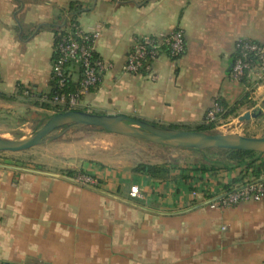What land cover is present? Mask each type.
<instances>
[{
  "label": "crops",
  "instance_id": "0c3cea01",
  "mask_svg": "<svg viewBox=\"0 0 264 264\" xmlns=\"http://www.w3.org/2000/svg\"><path fill=\"white\" fill-rule=\"evenodd\" d=\"M69 1L0 0L3 133L52 113L16 91L18 84L49 90L50 24ZM78 1L85 9L79 25L98 32L94 51L113 63L82 109L188 129L205 121L217 98L244 99L239 113L264 111V81L230 76L236 41L264 42V0ZM175 29L183 32L184 52L172 59L162 49L150 65L155 79L123 71L139 36ZM70 152L36 164L0 158V264H264V196L226 208L208 205L239 177V167L202 171L200 164H173L160 180L133 170L132 161ZM78 172L97 185L76 183ZM132 184L141 197L129 196Z\"/></svg>",
  "mask_w": 264,
  "mask_h": 264
},
{
  "label": "built area",
  "instance_id": "2783aa9c",
  "mask_svg": "<svg viewBox=\"0 0 264 264\" xmlns=\"http://www.w3.org/2000/svg\"><path fill=\"white\" fill-rule=\"evenodd\" d=\"M97 31H85L79 23L69 24L60 36L54 47L55 56L51 64L49 78L56 77L60 81L58 87L67 77L79 78V88L76 91L66 93H54L36 95L29 86H24V93L30 90L31 96L39 102H48L57 110L80 109L84 97L96 88L106 71L112 68L113 63L108 59L99 57L94 51V41ZM184 35L182 30L175 29L165 35H141L129 50L126 61L122 66L123 71L132 74H146L155 79L152 74L151 62L162 49H165L172 59H177L184 52ZM75 66V68H73ZM230 76L236 80H248L249 78L258 84L264 81V42L238 39L234 47V60L230 69ZM220 107L214 102L207 111L205 121L216 120ZM76 183L95 187L96 180L85 173L78 172L73 176ZM198 188L192 190L193 194ZM128 194L132 198L141 197L138 185L132 184ZM264 196V174L259 177L245 178L242 183L234 184L225 191L220 190L208 199V205L212 208H226L243 201H258Z\"/></svg>",
  "mask_w": 264,
  "mask_h": 264
},
{
  "label": "rangeland",
  "instance_id": "374dc122",
  "mask_svg": "<svg viewBox=\"0 0 264 264\" xmlns=\"http://www.w3.org/2000/svg\"><path fill=\"white\" fill-rule=\"evenodd\" d=\"M49 115L50 113L38 115V118L31 119L26 125L20 126L21 130H17L16 126H8L13 130L4 133L0 131V136L15 139L29 137L45 122ZM239 115L241 113L235 117L216 119L214 127L209 132L264 136V112L257 118L242 121L238 120ZM58 131L56 130L52 134H56ZM69 151H72L70 153L87 152L98 158L110 157L112 161L128 160L136 165L138 163L168 162L170 164L195 163L209 166L210 160H223L226 157V153L218 149H182L115 133L110 134L98 127L79 126L69 129L58 138L48 139L24 151L0 152V158L5 157L36 164L37 161H50L54 152L68 154Z\"/></svg>",
  "mask_w": 264,
  "mask_h": 264
},
{
  "label": "water",
  "instance_id": "95a60500",
  "mask_svg": "<svg viewBox=\"0 0 264 264\" xmlns=\"http://www.w3.org/2000/svg\"><path fill=\"white\" fill-rule=\"evenodd\" d=\"M263 112L261 108H254L241 113L237 118L240 121L249 120L259 117ZM79 126L98 127L111 133L182 149L220 148L264 153V136L176 128L123 113H98L84 109L52 112L45 122L26 138L15 139L0 136V152L24 151L48 139L58 138L69 129ZM56 130L59 131L52 134Z\"/></svg>",
  "mask_w": 264,
  "mask_h": 264
},
{
  "label": "trees",
  "instance_id": "16d2710c",
  "mask_svg": "<svg viewBox=\"0 0 264 264\" xmlns=\"http://www.w3.org/2000/svg\"><path fill=\"white\" fill-rule=\"evenodd\" d=\"M83 4L78 0H71L69 1L66 8L60 11V14L56 17L55 21H53L50 24V27L54 34L53 39V56L52 60L55 56L54 47L57 44V41L59 40L60 36L64 33L66 28L69 24L78 23V15L84 11ZM234 60V55L232 58V61ZM75 68V66H73ZM59 79L56 77L49 78L48 84H49V90L47 91V95H51L54 93H66L69 91H76L79 88V78L74 79L73 77H67L66 80L63 81L61 88L58 87ZM32 89V88H31ZM92 88L91 90H94ZM24 85L18 84L17 85V91L16 96L19 98H23L24 100L30 101L35 106H38L43 109L48 110H57L55 109V106L50 105L48 102H39L37 99H34L33 96H31L32 90H30L28 93H24ZM36 95V91H34ZM216 103L220 107V112L217 113V118H226L228 116L235 117L239 114L240 107L244 104V99H240L234 103H227L220 98L216 99ZM216 120H212L209 122L204 121L201 124L195 125L193 129L195 130H203V131H210L214 125ZM171 127L179 128L178 125H168ZM185 129H188V126H181ZM218 150H221L226 153V157L223 160H210V164L204 165L200 164V169L202 171H206L208 169H234L239 167L240 168V174L237 179H235L232 184H224L223 188L225 191L229 190L232 185L239 184L244 181L247 177H259L260 175L264 174V153H258L254 151H247V150H236V149H220L216 148ZM197 150V149H195ZM207 150V149H206ZM173 164H170L168 162H162V163H138L136 166L133 167V170L142 171L151 176L152 178L156 179H166L170 176V170L173 168ZM73 170H64L63 173L71 176L73 173ZM234 183V184H233Z\"/></svg>",
  "mask_w": 264,
  "mask_h": 264
}]
</instances>
